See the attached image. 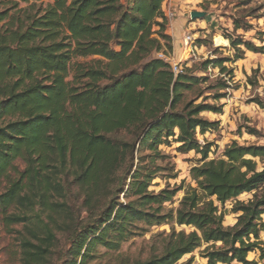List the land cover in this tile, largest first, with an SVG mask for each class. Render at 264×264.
<instances>
[{
	"label": "trees",
	"instance_id": "obj_1",
	"mask_svg": "<svg viewBox=\"0 0 264 264\" xmlns=\"http://www.w3.org/2000/svg\"><path fill=\"white\" fill-rule=\"evenodd\" d=\"M167 1L0 0V213L5 228L25 231L23 264L49 263L56 228L67 233L58 264H91L164 226L146 260L119 264H178L201 249L207 264H259L256 253L264 262V146L233 142L210 159L213 145L197 138L218 128L204 115L223 113L235 79L227 65L264 46L237 35L253 26L232 18L231 55L219 47L175 75L159 57L173 52ZM174 145L201 156L188 186L170 185L179 175L162 148ZM158 179L165 188L151 191ZM74 188L82 209L69 204ZM229 202L237 218L226 227Z\"/></svg>",
	"mask_w": 264,
	"mask_h": 264
},
{
	"label": "rangeland",
	"instance_id": "obj_2",
	"mask_svg": "<svg viewBox=\"0 0 264 264\" xmlns=\"http://www.w3.org/2000/svg\"><path fill=\"white\" fill-rule=\"evenodd\" d=\"M19 9H27V5L20 3ZM191 10L205 13L206 16L204 19L192 21L189 13ZM166 13L173 14L172 17H169L167 33L171 31L176 39L180 40V56L183 61L186 59L189 67H192L195 63L214 59L212 51L219 47L226 48L225 51L220 52L222 55H231L229 43L223 35L226 31L232 33V18L242 19L253 26V29L248 33L240 31L237 35L244 36L246 40L252 41L258 47L264 46V0H174L166 6ZM247 15H251V17H247ZM186 36H190L195 42L199 39L206 42L205 46L202 47H198L196 44L195 52L190 58L183 55ZM78 61L85 62L82 59ZM227 66L235 69V79L230 84L227 97L221 101V105H224L223 113L204 115L208 120L218 122V128L205 133H197V138L202 145H213L210 159L222 157L226 146L233 142H237L240 145L264 146V110L252 103L257 98H260L264 103V53L254 54L247 52L243 60ZM209 75L212 79L220 76L217 70H209ZM247 127L256 129L260 136L247 134ZM176 147L174 145L171 148H162L172 157L179 175L178 179L170 181V185L172 187L180 185L185 180L186 186H188L192 184L190 171L194 166L200 164L201 156L195 152L179 154L176 151ZM18 167L20 170L23 169L20 164ZM259 168H262L261 164ZM155 183L157 185L152 186L150 188L151 191L159 192L166 186L165 182L160 179L156 180ZM6 188L7 183L1 181L0 194L4 193ZM73 194L74 196L68 198L69 204H75L76 199L77 207L81 208L83 195L78 188L73 189ZM183 197L184 192H180L176 196L174 204L168 205V207L177 208ZM251 198L252 195L246 194L239 197L237 201L247 202ZM232 207V202H229L225 207L227 214L224 225L226 227L236 224L237 216L230 213ZM24 212L29 216L35 214V212L31 211ZM82 217H86V214H82ZM58 221L62 225L68 220L63 215H60L58 216ZM169 231L170 228L168 226L153 228L146 236L137 237L123 245L120 252L110 254L91 264H119V261L132 263L137 260H146L150 256L152 249V237L158 233H168ZM187 231L189 230L187 229ZM24 233L25 231L22 227L5 228L3 217L0 213V264H23L20 244ZM55 233L57 242L52 249L48 264H58L61 257L60 253L66 247L67 233L61 231L60 228H56ZM202 250L185 256L178 264H185L190 260L192 261L191 264H207L206 260L201 258L200 252ZM259 257V253L249 255L250 260L264 264Z\"/></svg>",
	"mask_w": 264,
	"mask_h": 264
},
{
	"label": "built area",
	"instance_id": "obj_3",
	"mask_svg": "<svg viewBox=\"0 0 264 264\" xmlns=\"http://www.w3.org/2000/svg\"><path fill=\"white\" fill-rule=\"evenodd\" d=\"M168 18L171 16H173V14L169 13L167 14ZM195 41H193V39L190 36H186L185 40H184V48H183V55L184 56H188L189 58L194 54L195 52ZM160 58L165 59L168 63H170L172 71L175 75H178L182 72V67L181 64L183 62L182 59H180L179 61H176L174 59H171L170 56L169 57H165L164 55L160 54L159 55ZM186 61V59H185Z\"/></svg>",
	"mask_w": 264,
	"mask_h": 264
},
{
	"label": "crops",
	"instance_id": "obj_4",
	"mask_svg": "<svg viewBox=\"0 0 264 264\" xmlns=\"http://www.w3.org/2000/svg\"><path fill=\"white\" fill-rule=\"evenodd\" d=\"M174 0H168L166 6L169 4V2H172ZM176 1H180V0H176ZM166 11V10H165ZM193 12V10H191L189 13L191 14ZM168 34L172 37L173 40V52L170 56L171 59H174L176 61H179L181 59V54H180V40H177L175 35L172 34L171 31L168 32Z\"/></svg>",
	"mask_w": 264,
	"mask_h": 264
},
{
	"label": "water",
	"instance_id": "obj_5",
	"mask_svg": "<svg viewBox=\"0 0 264 264\" xmlns=\"http://www.w3.org/2000/svg\"><path fill=\"white\" fill-rule=\"evenodd\" d=\"M206 14L198 11H193L191 13V20H199L205 18Z\"/></svg>",
	"mask_w": 264,
	"mask_h": 264
}]
</instances>
